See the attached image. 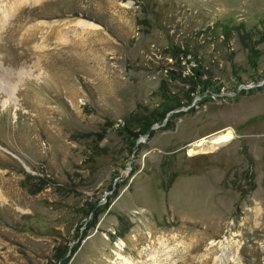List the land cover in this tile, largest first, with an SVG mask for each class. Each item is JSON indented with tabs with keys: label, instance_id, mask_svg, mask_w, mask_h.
<instances>
[{
	"label": "rangeland",
	"instance_id": "374dc122",
	"mask_svg": "<svg viewBox=\"0 0 264 264\" xmlns=\"http://www.w3.org/2000/svg\"><path fill=\"white\" fill-rule=\"evenodd\" d=\"M128 262L264 264V0H0V264Z\"/></svg>",
	"mask_w": 264,
	"mask_h": 264
},
{
	"label": "trees",
	"instance_id": "16d2710c",
	"mask_svg": "<svg viewBox=\"0 0 264 264\" xmlns=\"http://www.w3.org/2000/svg\"><path fill=\"white\" fill-rule=\"evenodd\" d=\"M186 55H193V53H192V51L189 49V48H187V47H182L181 48V46H179V45H175V48H174V50H173V56L175 57V58H177V59H181V58H185L186 57ZM202 66L200 65V63L198 62V61H196V63H195V65H193V66H191V68H192V70L193 71H195V73H196V75H197V77H198V79H197V81H196V85H200V83H199V81L201 82L202 81V79H201V77H202V74H203V72H202V70L200 69ZM174 106V105H173ZM156 119H157V117H155ZM148 124H149V122H147Z\"/></svg>",
	"mask_w": 264,
	"mask_h": 264
},
{
	"label": "bare ground",
	"instance_id": "6f19581e",
	"mask_svg": "<svg viewBox=\"0 0 264 264\" xmlns=\"http://www.w3.org/2000/svg\"><path fill=\"white\" fill-rule=\"evenodd\" d=\"M83 25H85V24H83ZM225 136H228L227 140H229L232 137V133L230 131H227L226 133H223V134H220L216 137L211 138L209 140L210 146L215 148L218 144L220 145V143L224 142V140L222 138ZM206 142L207 141L205 139H199L198 141H196L195 147L196 146L199 147L201 145H204ZM128 264H130V263L128 262Z\"/></svg>",
	"mask_w": 264,
	"mask_h": 264
},
{
	"label": "snow or ice",
	"instance_id": "6c2138e0",
	"mask_svg": "<svg viewBox=\"0 0 264 264\" xmlns=\"http://www.w3.org/2000/svg\"><path fill=\"white\" fill-rule=\"evenodd\" d=\"M222 139H223L224 141H227L228 136H225V137H223Z\"/></svg>",
	"mask_w": 264,
	"mask_h": 264
}]
</instances>
